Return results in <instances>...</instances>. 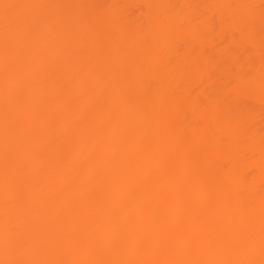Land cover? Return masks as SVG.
I'll return each mask as SVG.
<instances>
[{
  "label": "bare ground",
  "instance_id": "bare-ground-1",
  "mask_svg": "<svg viewBox=\"0 0 264 264\" xmlns=\"http://www.w3.org/2000/svg\"><path fill=\"white\" fill-rule=\"evenodd\" d=\"M0 264H264V0H0Z\"/></svg>",
  "mask_w": 264,
  "mask_h": 264
}]
</instances>
